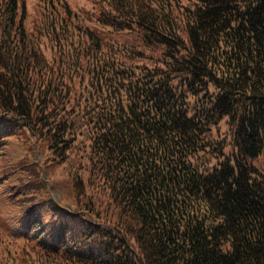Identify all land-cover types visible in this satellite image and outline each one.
<instances>
[{
  "label": "trees",
  "instance_id": "trees-1",
  "mask_svg": "<svg viewBox=\"0 0 264 264\" xmlns=\"http://www.w3.org/2000/svg\"><path fill=\"white\" fill-rule=\"evenodd\" d=\"M104 12L102 39L62 0H37L29 23L22 0H0V120L28 119L42 152L78 153L82 138L105 151L104 213L126 264H264V163L259 183L209 185L191 169L222 117L264 161V0H109ZM185 89L204 103L190 108ZM27 187L48 198L43 182Z\"/></svg>",
  "mask_w": 264,
  "mask_h": 264
},
{
  "label": "rangeland",
  "instance_id": "rangeland-1",
  "mask_svg": "<svg viewBox=\"0 0 264 264\" xmlns=\"http://www.w3.org/2000/svg\"><path fill=\"white\" fill-rule=\"evenodd\" d=\"M98 1V0H96ZM30 6V5H29ZM84 8L86 10H82V12H85V13H88V18L89 19H93L95 17H97L96 14H91V9L89 6H84ZM87 11V12H86ZM85 16V15H84ZM86 18V17H85ZM95 28H97V25L96 23L94 25H92ZM91 26V27H92ZM93 29V28H92ZM213 138L216 139V140H219V139H225L226 136H227V133L225 131L224 128H215L214 131H213V134H212ZM22 140L26 141V138H25V135H22ZM31 141V143H34L33 142V139H29L28 142ZM30 146V145H28ZM35 146V144H34ZM77 146L79 147V149L82 150L83 154L88 157L90 160L94 161L93 163L95 164V166L97 165H103L102 163V160H96L93 158L94 154L96 155L97 154V150H98V146H91V143L86 141L85 139H79L78 143H77ZM104 154H105V151H104ZM72 161L76 160V157L73 156L71 157ZM69 163L63 168V170L61 171V174L63 175V178L61 179H52V182L54 183L55 185V188L57 190H60V189H65L66 186L70 185V182H74L75 183V186H76V191H78V186H79V183H80V180H79V174H76V171H74L72 174H73V177H67V174H66V171H68V167H69ZM74 166H78V167H84V168H87L89 166V162H87L86 160H84L83 162H79L77 160V163L76 165ZM101 167V166H100ZM53 173V172H52ZM62 204H68V201L66 200H63V203ZM92 211L91 208H88V213L87 215H89V213ZM0 217L3 218V216L0 214ZM6 220V219H5ZM8 222V220H6ZM10 224V223H9Z\"/></svg>",
  "mask_w": 264,
  "mask_h": 264
}]
</instances>
